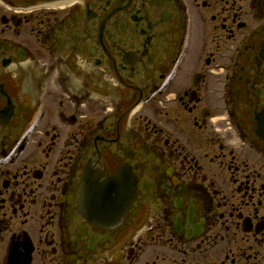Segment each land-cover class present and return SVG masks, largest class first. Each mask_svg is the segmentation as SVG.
<instances>
[{"label":"flooded vegetation","instance_id":"flooded-vegetation-1","mask_svg":"<svg viewBox=\"0 0 264 264\" xmlns=\"http://www.w3.org/2000/svg\"><path fill=\"white\" fill-rule=\"evenodd\" d=\"M0 264H264V0H0Z\"/></svg>","mask_w":264,"mask_h":264}]
</instances>
